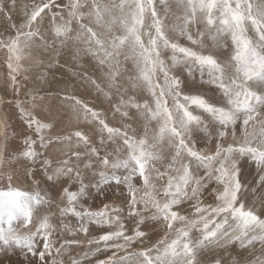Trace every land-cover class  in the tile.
Masks as SVG:
<instances>
[{"label": "snow or ice", "instance_id": "6c2138e0", "mask_svg": "<svg viewBox=\"0 0 264 264\" xmlns=\"http://www.w3.org/2000/svg\"><path fill=\"white\" fill-rule=\"evenodd\" d=\"M16 7V0H0L6 20ZM23 7L19 24L0 35L17 96L23 59L60 68L63 57L76 61L83 51L99 75H78L108 109L65 96L89 126L65 132L62 121L46 123L16 99L27 131L13 159L25 162L30 184L19 187L8 175L0 186V253L22 257L17 264H81L56 257L92 224L109 229L89 241L90 251L110 253L96 264H200L205 250L215 249L221 251L210 264H243L231 246H264V218L256 210L264 213V0H39ZM74 42L84 48L73 50ZM129 60L131 69L124 67ZM197 74L212 97L188 91ZM37 82L28 93L33 109L42 99ZM107 112L119 126L109 124ZM202 133L214 134V150L197 147ZM6 154L7 147L0 163ZM244 161L259 169L248 184ZM113 187L121 203L84 206L107 199ZM154 227L163 235L151 243Z\"/></svg>", "mask_w": 264, "mask_h": 264}, {"label": "rangeland", "instance_id": "374dc122", "mask_svg": "<svg viewBox=\"0 0 264 264\" xmlns=\"http://www.w3.org/2000/svg\"><path fill=\"white\" fill-rule=\"evenodd\" d=\"M39 0H16L17 7L12 12V20H6L5 17L0 14V35L4 34V30L8 28V26L12 23L19 24L21 19L24 16V5H32L33 3H38ZM66 3L67 0H64ZM107 2V0H105ZM5 6L8 4V0H4ZM24 3V4H23ZM6 20V21H5ZM47 19L45 23L47 24ZM87 23V21H85ZM169 24L171 21L168 22ZM73 27L75 28V22H73ZM11 31V29H9ZM195 31V30H194ZM75 35V33H73ZM181 43H186L183 39L180 40ZM73 50L78 47L80 49L84 48V45L79 42H74ZM2 50V49H0ZM5 50V49H3ZM6 54L7 51L5 50ZM8 55V54H7ZM33 55H36L34 50ZM65 60L68 61L65 64ZM22 68L16 74L17 81L21 87V93L19 96L13 91V84L11 89L7 91L6 98L2 97L0 99V116L3 119V124L6 127L7 131V140H5L4 150L7 147V154L4 161L0 166V186H3L7 183V176L15 174L24 173V161L22 160H14L13 157L16 156L15 149L23 150V136L20 135L22 132H26V128L22 123V118L19 114V111L16 107L15 101L19 99L25 105V107L29 108V110L33 111L34 114L37 115L38 118L44 120L46 123H50L53 120L62 121V127L65 132H70L78 129L88 130L89 127H85L83 123L76 122L72 120L73 118L70 115V109H73L71 100L64 99L65 96H76L80 100L87 103L90 107H94L100 111H106L108 109V102L104 98V96L90 83L86 80L81 79L79 73L88 71L89 76L99 75V73H94L93 66L95 65V61L91 57L90 54H87L83 51L80 53V58L76 61L72 60L71 56L63 57L60 61L62 67L57 68L55 66L45 67L43 65H39L35 63L33 60L23 59L21 61ZM124 67L131 69L132 62L129 60L126 62ZM41 73H47L46 78L43 81L37 82V77L41 75ZM27 77V80H25ZM189 83L191 84L192 78H188ZM34 82H37V87H39L40 91L36 93L38 97H42V99H37L35 104L39 107L33 109L32 104L29 102L31 97L28 95L30 90L33 88ZM12 83V81H11ZM101 87H104L102 84ZM73 90V92L71 91ZM106 90V89H105ZM188 91L192 93L196 92H204L207 96L212 97L213 92L209 90L208 85L200 86V78L199 75H196L195 84H192L191 88ZM131 94V92L129 93ZM147 95V93H144ZM215 99H219V94H215ZM2 100V101H1ZM6 100V101H4ZM70 107V108H68ZM68 113V115H67ZM70 115V116H69ZM64 116V117H63ZM66 116V117H65ZM68 116V118H67ZM72 118V119H70ZM107 120L112 126H119V118L117 117L115 120L112 118V113L107 112ZM75 122V123H74ZM4 127V128H5ZM5 131V129H4ZM54 130H45L44 135L50 136L53 134ZM140 133L143 134V126H140ZM203 138H197V147L203 149L207 152L209 149L214 150V134L209 136L207 134H201ZM35 139V136L33 135ZM226 142H231L232 137L229 135L225 138ZM39 147V143L37 142ZM59 145L57 146V148ZM43 151V149H40ZM50 151L55 152L56 149H50ZM4 153V152H3ZM58 154V153H57ZM259 169L254 165L247 161H244L242 164V179L246 184L251 183L255 178H257V173ZM200 174H203V170H200ZM27 180V179H26ZM30 184V181L27 180ZM13 183V179H12ZM137 186H139V182L136 181ZM158 183H164V181H159ZM14 184V183H13ZM29 187V186H28ZM27 187V188H28ZM215 187V185H213ZM108 194V198L105 199L104 196H100L99 198L92 200L89 199L87 203L84 205L85 207H91L94 210L103 207L104 204H112L115 201L117 204L121 203L123 197L120 196V189L115 187L111 189H106ZM211 189H208L207 192L204 193L205 202L211 203L212 196L210 195ZM258 198V197H257ZM185 208H188L189 205L185 204ZM258 214L262 215L264 218V213H260L259 205H257ZM109 230L105 225H96L92 224L90 226V232L88 235H84L80 233L77 239L80 241L78 245H74L67 252L63 253L61 256H57V260H68L69 257L76 258L81 261V264H96L97 260H103L110 253L108 252H94L90 251V249L95 248V244L90 245V240H96L102 231ZM154 232L158 233L155 236H152L151 243H155L160 236L163 235V232L160 231L159 228H153ZM62 235V234H61ZM151 236V232L149 233ZM145 243H149L145 241ZM59 244H57V247ZM103 247V245H101ZM138 247V246H137ZM262 246L260 243H256L254 248H249L247 250L240 247L239 243L231 246L229 251L235 255L236 253L240 254V258L242 259L243 264H247V261H250L254 258H264V251H262ZM221 250L215 249L212 253L207 252L205 250V255L201 257L200 264H210V260L214 258L216 253H219ZM14 257V258H13ZM5 259V260H4ZM22 257L18 255H4L0 253V264H14L20 261ZM11 260V261H10ZM17 264V263H16Z\"/></svg>", "mask_w": 264, "mask_h": 264}, {"label": "bare ground", "instance_id": "6f19581e", "mask_svg": "<svg viewBox=\"0 0 264 264\" xmlns=\"http://www.w3.org/2000/svg\"><path fill=\"white\" fill-rule=\"evenodd\" d=\"M11 86H12L11 76H10V73H9V69L7 67V54H6L5 50L2 49V50H0V99L2 97L6 98L7 91L9 89H11ZM71 91L73 92V90H71ZM4 101H6V100H4ZM68 108H70V107H68ZM69 111H70L71 117L73 118V119L72 118H70V119L75 120L76 122H79V123L80 122L83 123V125L86 128L89 127L87 125V123L82 118L77 119V116H76V113H75L74 109H70ZM67 115H68V113H67ZM67 118H68V116H67ZM4 127L5 126L3 124V119L0 116V130L2 129V134L0 136V153L4 152V144H5V136H4V132H5L4 129L5 128ZM0 166H1V163H0ZM13 183L16 184L19 187L26 188V189L29 186V182L26 179H24L22 173L21 174H19V173L15 174L13 176ZM16 263H14V264H16Z\"/></svg>", "mask_w": 264, "mask_h": 264}, {"label": "water", "instance_id": "95a60500", "mask_svg": "<svg viewBox=\"0 0 264 264\" xmlns=\"http://www.w3.org/2000/svg\"><path fill=\"white\" fill-rule=\"evenodd\" d=\"M1 134H2V129L0 130V136H1ZM37 147H38V145H37Z\"/></svg>", "mask_w": 264, "mask_h": 264}]
</instances>
